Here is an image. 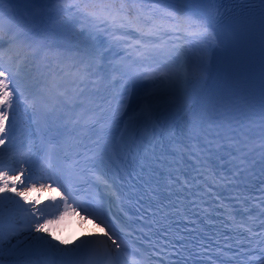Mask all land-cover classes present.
<instances>
[{
	"label": "snow or ice",
	"instance_id": "6c2138e0",
	"mask_svg": "<svg viewBox=\"0 0 264 264\" xmlns=\"http://www.w3.org/2000/svg\"><path fill=\"white\" fill-rule=\"evenodd\" d=\"M80 212L100 232L50 231ZM214 213L225 230L193 235ZM5 244L9 264H264V0H0V264Z\"/></svg>",
	"mask_w": 264,
	"mask_h": 264
},
{
	"label": "bare ground",
	"instance_id": "6f19581e",
	"mask_svg": "<svg viewBox=\"0 0 264 264\" xmlns=\"http://www.w3.org/2000/svg\"><path fill=\"white\" fill-rule=\"evenodd\" d=\"M62 42H63V47L65 48H72V49H76L78 47H81L82 45L79 44L78 40H66L64 38H61ZM75 54V52H73V55ZM146 91L148 90V86H149V82H146ZM144 95V93H141L138 98L140 96ZM138 100V99H137ZM137 102V101H136ZM136 103L134 105H132V107H135ZM37 191L31 192L29 194V199L32 201L37 202V198H38V203L37 206L38 207H42L43 205L47 204L51 198H56L58 199V197H56V193L50 191L49 189L45 188V189H39V185H37ZM18 199V198H16ZM23 203V202H21ZM25 207H28V205H24ZM5 212L3 211V214ZM7 215H13V213H8ZM80 215H72L69 217H66L63 221H58V226L57 228L55 227V224L53 223L52 225H50V231H52L53 233H55L56 231H58L59 233L64 234L65 239H71V240H76L78 236H85L88 233L91 232H99L100 229L96 228L95 225L92 223L91 220L89 219H81ZM51 218V217H49ZM33 235H42V234H33ZM47 239H51L50 237H46ZM21 240H24L25 238L22 236L20 238ZM63 247V246H62ZM5 255H7V245L5 244ZM79 258L78 253L69 257H57L54 264H74L76 263L77 259Z\"/></svg>",
	"mask_w": 264,
	"mask_h": 264
},
{
	"label": "rangeland",
	"instance_id": "374dc122",
	"mask_svg": "<svg viewBox=\"0 0 264 264\" xmlns=\"http://www.w3.org/2000/svg\"><path fill=\"white\" fill-rule=\"evenodd\" d=\"M75 31H79V25L78 24L76 25ZM78 42L81 45V41H78ZM35 202H36V200H35ZM37 203H38V198H37ZM2 211L5 212L3 214V218L5 220H7L10 216L11 217H14L17 220H19L21 218V214L15 209V206L14 205H7V206H5L3 208ZM11 212L13 213V215H7L8 213H11ZM54 224H55V227L57 228L58 223L57 222H54ZM55 234L58 235L59 237H61L62 239H65L64 234L59 233L58 231H56ZM51 242L54 243V244L57 243L56 241H51ZM57 246L58 247H62V245H58V244H57ZM4 264H9V262H8V256L7 255L4 256Z\"/></svg>",
	"mask_w": 264,
	"mask_h": 264
}]
</instances>
